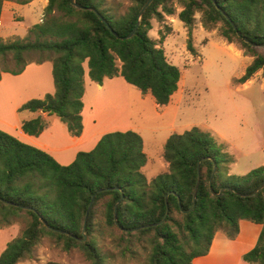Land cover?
Masks as SVG:
<instances>
[{
  "label": "trees",
  "instance_id": "16d2710c",
  "mask_svg": "<svg viewBox=\"0 0 264 264\" xmlns=\"http://www.w3.org/2000/svg\"><path fill=\"white\" fill-rule=\"evenodd\" d=\"M46 1L41 22L28 28L26 37L7 42L0 37V79L3 73L19 75L32 63H51L53 92L26 101L17 112L56 116L72 137L83 130L85 68L95 83L119 76L141 95H149L158 108L168 105L181 72L160 47L171 31L166 17L183 23L186 48L194 55L193 29L199 15L204 30L216 29L227 44L236 43L243 56L251 57L233 84H244L259 71L264 79V0H153L127 39L121 37L133 30L147 0H130L122 14L107 7V0H75L82 8L71 0ZM152 20L166 31L159 30L158 40L148 36ZM30 55L38 59L30 61ZM46 127L37 116L22 120L20 128L37 137ZM162 157L167 171L149 180L142 172L147 162L143 142L133 131L106 133L91 151L60 165L46 152L0 130V229L24 224L20 235L7 242L0 264L33 260L43 237L65 252L79 249L90 264H105L100 247L104 228L118 233L123 253H133L135 245L145 250L144 264H192L208 254L217 232L234 239L241 220L262 226L257 244L243 261L264 264V187L250 195L264 183V165L223 180L221 171L232 159L209 133L196 127L169 136Z\"/></svg>",
  "mask_w": 264,
  "mask_h": 264
},
{
  "label": "rangeland",
  "instance_id": "374dc122",
  "mask_svg": "<svg viewBox=\"0 0 264 264\" xmlns=\"http://www.w3.org/2000/svg\"><path fill=\"white\" fill-rule=\"evenodd\" d=\"M23 1L27 0H6L2 6L0 37L4 42L26 37L28 28L42 20L44 4L40 0L20 3ZM129 5L130 0H107V7L118 14L124 13ZM199 17L196 15L193 29L195 55L186 48L187 37L183 23L176 17L165 19V26L171 31L166 34L160 47L167 61L181 72L178 92L171 97L166 109H154L150 97L143 102L134 98L136 93L134 96L129 95L134 127L132 131L142 139L143 152L147 155V163L142 172L149 180L167 171L162 166L164 161L161 155L168 137L183 134L194 127L209 133L222 152L232 159L227 170L221 171L223 180L228 177V170L232 172L229 176L241 177L264 165V79L261 71L245 84H233L232 80L244 72L245 65L252 58L243 56L242 50L234 43L241 53L237 54L216 29L204 30ZM152 22L148 36L158 40L159 30L166 33L165 28L155 20ZM29 59L36 61L38 55H30ZM3 90L6 88H0V101L5 106L3 109L1 106L0 123L8 121L10 112L9 102L6 101L9 94ZM132 90L137 92L138 89ZM123 106L126 107L125 103ZM161 110H165L163 114ZM15 113L18 119H27L29 116V113ZM54 120L58 121V118L48 117V126ZM23 227L22 222L14 224L2 229L5 231H0V236L12 239L20 235ZM117 237L116 231L103 229L100 247L102 254L107 257L105 264L145 263V250L135 245L132 247L133 253L125 254L117 244ZM30 261H39L36 264H90L79 249L65 252L49 237L41 239L35 248L34 259Z\"/></svg>",
  "mask_w": 264,
  "mask_h": 264
},
{
  "label": "crops",
  "instance_id": "0c3cea01",
  "mask_svg": "<svg viewBox=\"0 0 264 264\" xmlns=\"http://www.w3.org/2000/svg\"><path fill=\"white\" fill-rule=\"evenodd\" d=\"M40 1L44 4V9L47 1ZM5 2L6 0L3 4ZM1 15L2 9L0 24ZM170 20L173 21V19ZM152 24L153 22H151ZM229 45L230 47H234L237 54L241 55L240 51L233 44ZM249 64L247 63L245 67ZM51 69V63L45 62L42 64H29L19 75L14 76L7 73L1 75L0 88H6L3 91L9 94V98L6 101L9 102L8 109L10 112L8 121L3 120L0 123V130L15 137L22 143L46 152L60 165H68L73 162L76 154L79 152L91 151L106 133L132 131L134 127L131 121L129 95L133 94L134 96V93H136L134 98L143 102L147 101V97H150L149 95H141L138 90L137 92H133L132 89H135V87L127 84L119 76L105 78L101 84L95 83L90 80L87 69L85 68L83 77V109L81 113L83 130L79 137L70 136L66 127L59 119L58 121L54 120L50 122L48 126L47 119L51 116L45 113H29L27 119H18L15 112L22 104L30 99H39V97H44L46 94L53 92ZM242 74L243 72L238 77ZM179 98H177V101H179ZM123 103H125L127 108L123 106ZM152 103L154 109H160L154 101ZM1 106L2 109L5 107L2 101H0V110ZM167 106L162 108L166 109ZM164 111L161 110V114ZM37 116H40L47 123L45 130L37 137L23 133L20 128L21 121L33 119ZM161 158L163 159L162 155ZM162 166L166 169L167 163L164 161ZM226 175H232V172L228 170ZM261 229V225L241 220L239 221V232L234 239L230 240L222 232H217L213 238L208 254L204 257L194 259L192 264H248L243 261L242 256L255 247ZM0 231L5 230L0 229ZM10 240L11 237L4 238V236H0V254ZM38 262L23 261L18 264H36Z\"/></svg>",
  "mask_w": 264,
  "mask_h": 264
},
{
  "label": "water",
  "instance_id": "95a60500",
  "mask_svg": "<svg viewBox=\"0 0 264 264\" xmlns=\"http://www.w3.org/2000/svg\"><path fill=\"white\" fill-rule=\"evenodd\" d=\"M152 1L153 0H147V2L142 6V8L140 9V11H139V13H138V17H137V22H136V24H135V26H134V28H133V30L126 36V37H121V39H127V38H130L134 33H135V31L137 30V28L139 27V25H140V23H141V19H142V16H143V14H144V11L146 10V8L152 3ZM71 4L73 5V6H75L76 8H82L79 4H77V3H75V0H71ZM87 10L88 11H91V12H94L96 15H97V17L100 19V20H102L103 21V19H102V17L97 13V11H95L94 9H92V8H87ZM229 22H231L230 21V19L227 17V15H223ZM232 27L234 28V30H236V27L234 26V25H232ZM107 28L110 30V32H111V34L113 35V36H115V37H117L118 38V35L114 32V31H112V29L109 27V26H107ZM237 36H240V33L239 32H237ZM245 40V39H244ZM245 42H248L247 40H245ZM215 166H214V168H213V172H212V175H211V178H210V183H211V181H212V179H213V177H214V175H215ZM199 171H200V168H199V165H198V174H199ZM198 183H199V178H198V180H197V183H196V186H195V189H194V192H193V203L195 202V198H196V193H197V188H198ZM264 187V183L261 185V186H259L256 190H254L250 195H254V194H256L261 188H263ZM228 189V188H227ZM238 195H241V194H238ZM244 196H248V195H244ZM92 203H93V198H92V200H91V202H90V204H89V207H88V209H87V212H86V216H87V214H88V212H89V210H90V208H91V206H92ZM114 220H115V223L117 224V218H116V209H114ZM164 220V219H163ZM163 220H161L158 224H161L162 222H163ZM158 224H153V225H150V226H156V225H158ZM146 227V226H145ZM148 227V226H147Z\"/></svg>",
  "mask_w": 264,
  "mask_h": 264
}]
</instances>
